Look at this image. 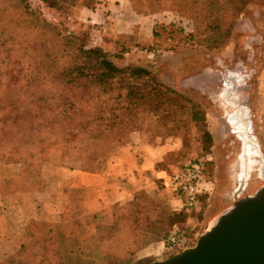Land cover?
<instances>
[{"label":"trees","instance_id":"1","mask_svg":"<svg viewBox=\"0 0 264 264\" xmlns=\"http://www.w3.org/2000/svg\"><path fill=\"white\" fill-rule=\"evenodd\" d=\"M130 1L140 17L175 13L178 31L187 39L192 38L195 25L184 15L197 6L210 21L209 34L217 35L209 47L215 49L225 45L228 38L223 26L239 15L249 0H183L173 3L171 9L161 0ZM39 2L59 11L93 4L92 0ZM29 3L0 0V179L15 166L21 169L17 178L0 183V191L28 193L43 188L39 169L51 155L83 172H99L111 145L125 143L140 132V117H153L162 125L178 123L185 115L179 110L191 111L192 123L205 117L199 116L192 101L188 100L190 108L182 106L177 100L183 96L158 84L149 68L118 67L102 49L88 47L86 41L74 36H61L30 9ZM155 29L153 38H160ZM130 206L134 204L128 203L119 211L117 220H123L120 233L93 246V260L109 264L155 261L142 255L143 249L156 242L154 237H140L141 233L154 234L147 228L153 223L150 209L138 208L131 218H125ZM185 216L177 212L166 219L173 227L171 233L183 232L193 246V230L178 227ZM56 224L42 219L28 226L11 255L3 253L0 244V264H66L63 242L53 235Z\"/></svg>","mask_w":264,"mask_h":264},{"label":"rangeland","instance_id":"2","mask_svg":"<svg viewBox=\"0 0 264 264\" xmlns=\"http://www.w3.org/2000/svg\"><path fill=\"white\" fill-rule=\"evenodd\" d=\"M152 1L157 2L160 0ZM163 1L166 3L165 8L171 9L173 3H179L183 0H161V2ZM29 7L40 14L41 20L54 26L61 36H74L84 40L88 47L97 38L95 32L91 28H87L80 18L77 21L73 18L75 9L66 11L49 9L41 4L39 0H30ZM143 10L146 11V7ZM197 12L201 13L198 19ZM116 15L118 16V14ZM146 17L145 19L132 17L129 20L130 25L136 24L135 26H137L139 24V28H143L140 35L138 33L113 35L112 37L116 39V47L108 55L118 67L139 63L151 69L154 80L158 84L183 96V99L177 100L182 106L190 108L188 100L192 101L197 105L199 116L202 117L203 114L205 116L201 122L192 123L190 121L191 111L185 109L178 111V113L183 112L185 115L178 119V123L172 125H168V123L166 125L159 124L155 118L149 116L140 117L137 122L138 130L143 134L144 140L151 145L171 140L181 142L180 154L176 158L165 160V164L170 167L166 172H172L184 163L198 158L212 160L205 167V170L210 172V177L214 181V194L200 199L199 212L193 211L191 215L185 216L182 223L178 224L179 228L193 230L194 237L197 238L214 224V219L216 220L221 213L232 205L231 196L235 186L233 180L237 174L236 166L238 157L241 154V145L235 135L231 133L230 127L227 126L225 121V115L230 109H226L223 106L224 102L220 99L224 77L226 79L235 77L230 76V73L240 74L244 72L249 76L248 84L245 83L243 87L238 88V92L243 94L244 106L251 111L253 134L257 139L261 137L258 121L263 119V117L262 119L260 117L263 116L262 113L264 112L262 106L264 103V36L262 32L260 34L257 27L264 28V0H249L238 16H234V18L227 21L223 26V33L228 32V38L225 45L215 49H209V47L217 35L212 36L209 34L210 21L205 19V13L197 9V6L190 7V10L185 12L184 15L185 18L193 20L195 25L191 39H187L178 31L180 27L175 13H158L150 15V18ZM173 23L175 27L170 28L169 26ZM152 25L157 28L155 31L160 35V38H153ZM197 57H200L208 67L214 70L209 69L205 73L197 75L196 68L188 71L180 82L171 86L170 79L172 77L168 70L173 69L180 60H190L197 63ZM242 61L244 63L247 61L248 65H243ZM235 63L239 66L235 67ZM216 111H219V114ZM259 112H261V116ZM236 132L240 133L239 131ZM207 134L210 137H206ZM261 150L264 154V148H261ZM261 186L262 183L253 174L248 182L246 196L254 194ZM237 187L239 185L234 188V192ZM159 189L168 194L161 184ZM139 194L129 202L134 206L133 208L130 206L124 216L125 218H131L138 208L142 211L147 208L150 209L153 223L147 224V228L154 234L141 233L140 237L143 239L154 237L156 242L149 248L143 249L142 255L150 256L152 259L155 258L156 261H163L162 259L165 256L169 258L176 253L174 249H165L163 242L173 228L166 217H171L177 212L174 213L172 209L170 210L171 207L169 208L167 205L169 198H166L165 195L154 198L144 192H139ZM121 208L115 212L111 230L112 235L107 240L118 235L121 231L120 223L123 220H119V222L117 220ZM142 224L145 226L143 220ZM95 244L98 243L90 244L91 256ZM86 251L87 249L84 250L85 253ZM66 264H109V261L93 260L92 257L89 260L73 258L68 261L66 258Z\"/></svg>","mask_w":264,"mask_h":264},{"label":"crops","instance_id":"3","mask_svg":"<svg viewBox=\"0 0 264 264\" xmlns=\"http://www.w3.org/2000/svg\"><path fill=\"white\" fill-rule=\"evenodd\" d=\"M92 1L91 6L81 5L75 8L73 17L76 21L80 18L87 28L95 32L97 38L90 47L109 53L116 47L113 35L142 33L143 28H139V24H129L132 17H140L133 11L130 0ZM154 27L151 26L152 31ZM129 66L147 68L139 63ZM246 79L248 77L240 78L241 85L246 83ZM232 82L237 84V77L226 80V94ZM262 106L264 107V103ZM262 115L259 117L263 119L258 121L261 131L258 139L261 148H264V112ZM234 127V133L239 134L245 142V150L255 147L258 153L257 146L245 139L242 127L239 126L240 133ZM181 148L182 144L177 140L151 145L139 132L125 143L116 142L111 145L108 157L101 164V170L96 173L83 172L78 166L63 164L59 156H49L39 169L43 188L28 193L0 191L1 250L6 255H11L18 249V243L23 241L21 236L28 226L42 219L46 223L56 224L62 215L59 224L54 225L52 231L63 242L67 260H89L92 257L90 244L105 242L112 235L115 212L133 200L139 192L154 198L165 195L169 198L167 205L171 207L170 210L179 212V202L170 192L166 191L168 194H165L159 189V179L170 169L165 160L176 158ZM257 153L249 155L250 160ZM15 167L13 172L9 169V175L0 179V183L4 184L18 177L21 169L19 166ZM259 168L264 177V162L259 163ZM240 178L238 177L239 181ZM154 262L156 260L151 264Z\"/></svg>","mask_w":264,"mask_h":264},{"label":"water","instance_id":"4","mask_svg":"<svg viewBox=\"0 0 264 264\" xmlns=\"http://www.w3.org/2000/svg\"><path fill=\"white\" fill-rule=\"evenodd\" d=\"M224 77L223 90L220 94L223 106L230 111L225 115L227 126L241 145L238 157L237 174L234 177V188L240 184L238 176H245L248 182L254 174L262 186L254 194L246 196L247 189L242 194L234 196L232 191V206L221 213L214 225L196 239V244L180 254L152 264H264V177L261 176L259 163L264 162L259 139L253 134L251 111L244 106L243 94L238 88L243 87L240 79L229 87ZM225 94V95H223ZM225 96V97H223ZM234 126H241L246 140L257 146L258 153L250 160L245 150V142L240 135L234 133ZM242 172V173H241ZM238 180V182H237ZM247 180V181H246ZM212 221V222H213ZM211 222V223H212Z\"/></svg>","mask_w":264,"mask_h":264},{"label":"built area","instance_id":"5","mask_svg":"<svg viewBox=\"0 0 264 264\" xmlns=\"http://www.w3.org/2000/svg\"><path fill=\"white\" fill-rule=\"evenodd\" d=\"M211 162L208 158L188 161L172 172L163 173V177L159 179L163 189L170 192L179 202V212L186 216L191 215L193 211L199 212V200L211 195L214 190L210 172L205 170ZM197 238L194 237V242ZM163 243L165 249L171 248L176 251L172 256L195 245L194 243L190 246L186 235L178 230L170 233Z\"/></svg>","mask_w":264,"mask_h":264},{"label":"flooded vegetation","instance_id":"6","mask_svg":"<svg viewBox=\"0 0 264 264\" xmlns=\"http://www.w3.org/2000/svg\"><path fill=\"white\" fill-rule=\"evenodd\" d=\"M257 29L260 30V34L262 32V34L264 36V28H262L263 29L262 30L261 27L258 26ZM247 61H245V63L242 61V64L243 65H248ZM234 66L238 67L239 64L235 63ZM196 68H197V75H201L204 72H206L207 70H209V69L212 70L213 69L211 67H208L206 65L205 61H202V59L200 57H197V63L196 62H192L190 60H180L179 63L173 69H169L168 70L169 72L171 71L170 75L172 77L170 85L171 86L176 85L178 82H180L184 78V75L186 73H188V71H192V70H194ZM229 75L230 76L233 75V76L237 77V79H240L242 77H244V78L245 77H249L246 74H244V72H242L240 74H238V73H230ZM173 79H174V81H173ZM228 79H232V78H228ZM248 82H249V79H246V84H248ZM216 113L219 114V111L218 112L216 111ZM214 192H215V189L213 190L211 196L214 194Z\"/></svg>","mask_w":264,"mask_h":264},{"label":"bare ground","instance_id":"7","mask_svg":"<svg viewBox=\"0 0 264 264\" xmlns=\"http://www.w3.org/2000/svg\"><path fill=\"white\" fill-rule=\"evenodd\" d=\"M236 130L237 131H239V132H241V130H240V128H239V126H236ZM248 149V148H247ZM247 152H248V154L250 155V156H252L253 154H255V153H257V150H256V148L255 147H253V149L251 150V149H248V150H246ZM253 159V158H252ZM251 159V160H252ZM255 160H256V158H255ZM242 173V172H241ZM243 175V174H242ZM242 175L240 174L238 177H241L240 179V184H239V187H237L236 188V190H235V192L233 193L234 194V196H238V195H240V194H242V191L243 190H245V189H247V185H246V183L244 182V184H243V181L245 180V176L244 177H242ZM247 181V180H246ZM232 206V205H231ZM230 206V207H231ZM229 207V208H230ZM228 210V209H227ZM216 221V220H215ZM214 225V224H213ZM212 225V226H213ZM211 226V227H212Z\"/></svg>","mask_w":264,"mask_h":264}]
</instances>
